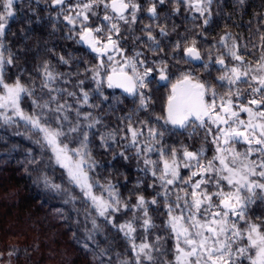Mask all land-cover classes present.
<instances>
[{
	"label": "snow or ice",
	"instance_id": "obj_1",
	"mask_svg": "<svg viewBox=\"0 0 264 264\" xmlns=\"http://www.w3.org/2000/svg\"><path fill=\"white\" fill-rule=\"evenodd\" d=\"M39 3L29 0L33 14ZM43 3L36 23L46 20L48 35L60 32L72 47L58 53L47 39L29 47L31 27L13 45L15 0L0 2V125L25 129L34 147L19 163L34 184L74 208L78 191L85 226L72 238L93 264H264V13L245 39L227 23L211 35L218 0ZM232 7L242 16L246 0ZM115 111L123 115L112 126L105 120ZM200 132L193 149L186 140ZM4 143L11 158L17 146ZM133 159L140 176L127 196L111 178H94L103 169L124 175ZM49 169L62 170L61 183ZM119 240L123 251L113 248ZM18 253L7 246L0 264Z\"/></svg>",
	"mask_w": 264,
	"mask_h": 264
},
{
	"label": "trees",
	"instance_id": "obj_2",
	"mask_svg": "<svg viewBox=\"0 0 264 264\" xmlns=\"http://www.w3.org/2000/svg\"><path fill=\"white\" fill-rule=\"evenodd\" d=\"M32 1H35L32 3ZM32 7L36 8V0H32ZM2 2V0H0ZM222 4L223 14L217 19V27L211 35H217L224 30L225 23L229 26L232 32L240 33L245 39L249 36V21H252L251 27L255 29L256 22L254 14L257 12L264 13V0H246V11L241 14L234 11L232 7V0H218ZM43 0H40L39 6L35 14L29 9V1L23 0L15 5L16 17L10 21L9 40L13 45L20 41V29L24 28L26 31L31 27L33 30L32 39L27 41L29 47L35 45L39 40L41 46L45 39L48 40L47 47L57 45L56 51L59 53L61 48L67 45L70 49L71 43L59 39L61 33L57 32L54 36H49L48 32L51 30V25L44 19H41L39 24L36 23L37 16L43 18L46 15ZM231 13L232 19L226 20L225 14ZM31 20L32 24L29 26L26 20ZM147 22V21H145ZM242 25L236 27L235 25ZM12 32L17 35L13 37ZM211 35L209 39H211ZM35 63V61H33ZM31 65H29V68ZM164 90L161 89V93ZM155 104V112L160 111V100L157 98L153 101ZM120 108L127 112L132 105L131 100L125 104L120 105ZM123 115L121 111L112 112L106 117L105 122L112 126L116 125V118ZM19 131L21 135L15 133ZM26 133L23 126L6 128L0 125V251L7 246H16L19 248L18 257L13 258V264H93V257L90 252H87L76 239L72 238L73 231L77 232L80 239L83 238V229L85 226L84 209L79 200L78 191L73 193L77 195V202L75 208L71 203L64 204L67 198L64 194H57L55 192L46 190L42 185L37 186L29 177V174L24 171V165L19 161L25 160V153L29 147H34L31 142L26 139ZM185 139V137H178ZM5 141L7 147L11 148L16 145V151L12 153L11 158L5 155ZM191 148H199L200 144L197 138L193 136L191 140H186ZM39 150L37 149V152ZM134 152V150H132ZM130 155L132 153H129ZM111 158V153L101 155L97 153V159L105 162ZM136 161L133 159L125 168L121 169L124 175L112 174L110 169L100 170L99 178L103 180L111 178L113 182H118L122 185V194L127 196L128 190L131 189L136 182L138 174L135 170ZM62 170L57 169L52 171L49 169V176L54 179L56 183H61ZM37 173H32L34 177ZM127 183L125 184V178ZM65 188H68L66 181ZM60 209V213H57ZM260 209L257 208V211ZM79 212V215L77 213ZM77 219L79 224L76 223ZM88 227H91L88 224ZM113 234L109 233V238ZM98 239L101 240V246H106L103 241V235ZM117 245H113L114 250L123 251L124 242L119 240Z\"/></svg>",
	"mask_w": 264,
	"mask_h": 264
},
{
	"label": "rangeland",
	"instance_id": "obj_3",
	"mask_svg": "<svg viewBox=\"0 0 264 264\" xmlns=\"http://www.w3.org/2000/svg\"><path fill=\"white\" fill-rule=\"evenodd\" d=\"M23 0H15V5H17L18 3H20V2H22ZM27 1H29V0H27ZM32 1V0H31ZM35 1H32V3H34ZM213 75H215V73H213ZM243 87V86H242ZM195 138H197L198 139V141H199V144L201 145V142H202V140H203V132H200L199 133V136H195ZM199 145V146H200ZM209 156L211 155V151H209Z\"/></svg>",
	"mask_w": 264,
	"mask_h": 264
},
{
	"label": "flooded vegetation",
	"instance_id": "obj_4",
	"mask_svg": "<svg viewBox=\"0 0 264 264\" xmlns=\"http://www.w3.org/2000/svg\"><path fill=\"white\" fill-rule=\"evenodd\" d=\"M162 90H164V89L162 88Z\"/></svg>",
	"mask_w": 264,
	"mask_h": 264
}]
</instances>
